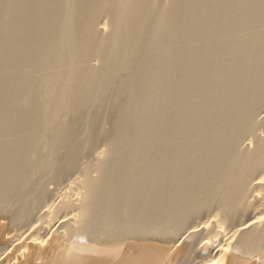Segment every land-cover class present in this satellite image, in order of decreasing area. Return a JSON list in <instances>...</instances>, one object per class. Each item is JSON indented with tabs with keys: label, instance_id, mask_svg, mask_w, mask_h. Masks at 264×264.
I'll list each match as a JSON object with an SVG mask.
<instances>
[{
	"label": "bare ground",
	"instance_id": "6f19581e",
	"mask_svg": "<svg viewBox=\"0 0 264 264\" xmlns=\"http://www.w3.org/2000/svg\"><path fill=\"white\" fill-rule=\"evenodd\" d=\"M0 264H264V0H0Z\"/></svg>",
	"mask_w": 264,
	"mask_h": 264
},
{
	"label": "rangeland",
	"instance_id": "374dc122",
	"mask_svg": "<svg viewBox=\"0 0 264 264\" xmlns=\"http://www.w3.org/2000/svg\"><path fill=\"white\" fill-rule=\"evenodd\" d=\"M102 127H103V130H108L109 129L108 127H110L109 126V122H104L103 125H102Z\"/></svg>",
	"mask_w": 264,
	"mask_h": 264
}]
</instances>
